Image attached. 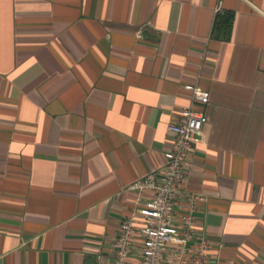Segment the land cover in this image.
I'll return each mask as SVG.
<instances>
[{
  "label": "crops",
  "instance_id": "crops-1",
  "mask_svg": "<svg viewBox=\"0 0 264 264\" xmlns=\"http://www.w3.org/2000/svg\"><path fill=\"white\" fill-rule=\"evenodd\" d=\"M197 82V229L224 264H264V0H0V264L111 263Z\"/></svg>",
  "mask_w": 264,
  "mask_h": 264
},
{
  "label": "built area",
  "instance_id": "built-area-1",
  "mask_svg": "<svg viewBox=\"0 0 264 264\" xmlns=\"http://www.w3.org/2000/svg\"><path fill=\"white\" fill-rule=\"evenodd\" d=\"M188 90L190 105L168 126L172 142L162 153V167L127 188L139 194L151 191V198L134 202L131 214L118 224L112 262L99 255L97 264H132L131 258L137 264H224L212 256V241L197 229L206 193L185 187L192 157L204 139L208 117L203 107L210 100L199 82Z\"/></svg>",
  "mask_w": 264,
  "mask_h": 264
},
{
  "label": "trees",
  "instance_id": "trees-1",
  "mask_svg": "<svg viewBox=\"0 0 264 264\" xmlns=\"http://www.w3.org/2000/svg\"><path fill=\"white\" fill-rule=\"evenodd\" d=\"M234 24V14L221 11L216 15L212 39L222 41L228 39Z\"/></svg>",
  "mask_w": 264,
  "mask_h": 264
}]
</instances>
